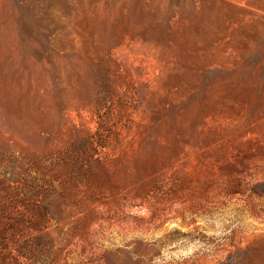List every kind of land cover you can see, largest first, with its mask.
Instances as JSON below:
<instances>
[{"label": "rangeland", "instance_id": "obj_1", "mask_svg": "<svg viewBox=\"0 0 264 264\" xmlns=\"http://www.w3.org/2000/svg\"><path fill=\"white\" fill-rule=\"evenodd\" d=\"M0 264H264V0H0Z\"/></svg>", "mask_w": 264, "mask_h": 264}]
</instances>
